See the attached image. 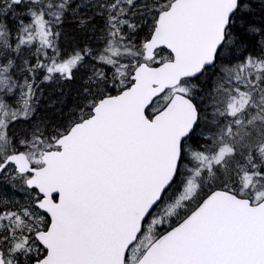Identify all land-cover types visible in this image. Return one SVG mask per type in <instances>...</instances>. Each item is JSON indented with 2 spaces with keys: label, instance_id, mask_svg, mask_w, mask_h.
Listing matches in <instances>:
<instances>
[{
  "label": "snow or ice",
  "instance_id": "1",
  "mask_svg": "<svg viewBox=\"0 0 264 264\" xmlns=\"http://www.w3.org/2000/svg\"><path fill=\"white\" fill-rule=\"evenodd\" d=\"M0 264H264V0H0Z\"/></svg>",
  "mask_w": 264,
  "mask_h": 264
}]
</instances>
